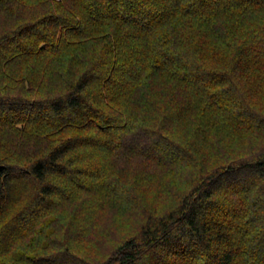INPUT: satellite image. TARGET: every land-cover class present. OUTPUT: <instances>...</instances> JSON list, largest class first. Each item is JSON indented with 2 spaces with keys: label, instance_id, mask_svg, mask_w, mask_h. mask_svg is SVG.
Here are the masks:
<instances>
[{
  "label": "trees",
  "instance_id": "obj_1",
  "mask_svg": "<svg viewBox=\"0 0 264 264\" xmlns=\"http://www.w3.org/2000/svg\"><path fill=\"white\" fill-rule=\"evenodd\" d=\"M255 88L264 0H0V264H264Z\"/></svg>",
  "mask_w": 264,
  "mask_h": 264
},
{
  "label": "rangeland",
  "instance_id": "obj_2",
  "mask_svg": "<svg viewBox=\"0 0 264 264\" xmlns=\"http://www.w3.org/2000/svg\"><path fill=\"white\" fill-rule=\"evenodd\" d=\"M260 95V96H258ZM253 99H254V103L258 106V107H262L264 108V88H255L254 93H253ZM3 134L5 138H10V153L11 151L14 153L16 151V153H18L19 155H24L27 152H29V147L28 145L30 144V139L31 137H25V135H21L20 133H10V130H6L4 131L3 129ZM17 141H20L23 143L22 146H19V152L17 151V145L15 146L14 143ZM16 144V143H15ZM2 148L0 150H6V144L4 142L3 145H1ZM256 146H259V143L256 142ZM239 147V146H237ZM15 149V150H14ZM234 151V150H231ZM78 210V209H77ZM103 216V218H102ZM75 218L78 220V226L80 228V230H78L82 236L84 235H88L90 234V231L92 230V225H93V221H96V224L98 225L97 227H102V226H107V227H111V230H115L112 225L111 219L109 218L108 220L106 219V215L103 212H99L98 215L96 216V218H94V212L90 211V210H86L83 208H80L79 211H76V215ZM123 223V220L119 221L115 226L116 228ZM90 239L92 240V236H90ZM90 242V241H89ZM93 245H94V240H92ZM91 243V242H90ZM92 245V243H91ZM96 246V245H95Z\"/></svg>",
  "mask_w": 264,
  "mask_h": 264
}]
</instances>
